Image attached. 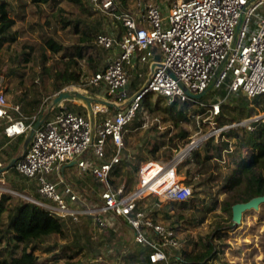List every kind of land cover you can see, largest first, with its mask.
<instances>
[{"label":"built area","instance_id":"2783aa9c","mask_svg":"<svg viewBox=\"0 0 264 264\" xmlns=\"http://www.w3.org/2000/svg\"><path fill=\"white\" fill-rule=\"evenodd\" d=\"M85 1L124 28L120 37L112 31L97 35L96 44L108 50L109 56L103 68L88 76L86 86L92 90H84L113 105L94 101L89 110L83 101L81 105L87 109L83 114L68 109V100L58 104L52 100L48 109L28 116L20 104L9 101L6 87L0 83V119L7 137L27 135L42 114L41 125L15 162L16 169L36 179L41 198L27 197L51 214L74 222L91 217L98 233L116 230L115 220L123 221L131 229L134 242L149 249L151 262L176 264L171 258L183 247L177 229L155 219L148 204L140 206L139 202L151 195L159 200L176 186L189 187L193 194L179 174L181 163L192 157V151L217 132L237 127L254 130L264 123L261 108L221 127L215 121L231 94L242 93L251 100L264 94V0H175L167 9L139 0L137 12L122 9L117 0ZM114 50L117 53L112 55ZM224 85L226 93L208 102L186 92L189 89L197 94ZM64 89L77 88L64 87L52 96ZM151 94L163 95L168 103L196 101L206 107L203 121L212 124V130H204L198 115L199 129L190 140L178 146L168 161L144 162L128 192L124 183L113 186L112 171L131 156L125 154V132L139 110H151ZM73 161L80 174H90L99 187L97 196L85 195V206L78 205L81 198L75 185L61 173L64 164ZM3 193L20 195L0 186V197Z\"/></svg>","mask_w":264,"mask_h":264},{"label":"trees","instance_id":"16d2710c","mask_svg":"<svg viewBox=\"0 0 264 264\" xmlns=\"http://www.w3.org/2000/svg\"><path fill=\"white\" fill-rule=\"evenodd\" d=\"M30 1L34 4H49L52 2H60L61 0ZM69 1L85 6V12L88 16L98 13L100 14V18L95 20L94 25L88 26L89 28L87 29H82L84 32L81 36L82 43L77 46L76 52H73L76 58H69L59 71L52 72V76L55 78L54 83L55 86H57V91L61 90L67 84H81L80 80L82 71L79 67L78 59L85 58L90 49L97 48L107 56L108 50L99 47L95 42L96 37L100 32L112 31L120 37L124 30L122 25L115 21L114 18L97 12L85 0ZM170 5H172V1ZM16 23V18L11 15L9 2L7 0H0V45L7 39L11 29ZM75 29L78 30V32L81 31L78 22L75 25ZM16 34V32L12 34L13 40L17 38ZM45 41L47 47L55 53L62 51L64 47L62 43L58 42L53 37H50ZM31 48L33 49V47ZM47 58L48 56L44 53V64L46 63ZM93 60L94 59H92V61ZM105 63L106 58L102 60V62L94 64V68H103L102 66H104ZM47 71L48 70L44 69L42 76H44ZM225 93L226 85L210 90L200 100L208 102L210 100H215L217 96L224 95ZM53 99L54 97H52V100ZM19 101H24L21 107L23 106L22 109L28 116H32L37 111L36 108L39 106V101L34 95L29 99L22 96L19 97L18 100H15L16 103H19ZM66 103L71 105L69 100ZM250 103L251 101L248 97L242 93L237 95L231 94L229 100L222 104L221 114L215 118L217 126L221 127L233 121H238L253 115L255 108L250 106ZM252 103L255 105L257 104L258 108L264 109V94L254 97ZM78 105V111H73L86 114L87 109L81 104ZM151 110L153 113L161 114L164 121H168L180 128L178 132L174 133V138L177 137L189 141L191 131L185 128V126L192 121L193 118H197L198 115L202 116L200 119L201 125L207 124V121H203V118L206 116V114H204L206 107L201 106L196 101L182 102L175 100L172 103H168L166 97L158 95ZM140 111L142 110H139L136 117L128 124L127 131L125 132L126 142H128V137L143 125L142 114ZM101 114L105 115L104 113ZM28 121L31 122L32 118ZM25 138L26 135L8 142L5 151L7 154L5 165L9 164L13 158L19 157V154L23 149ZM5 140L8 141L9 137L6 136ZM161 146L162 145L156 144L152 148H147V150L141 149L135 157L131 155L129 158H125L122 163L115 165L112 171L111 180L113 186L118 187L120 184L124 183L129 192L132 189V184H135L136 182H134V172L139 170L141 162H144L149 158L157 159V153ZM177 146L178 144H176V148H178ZM213 161H215V166L218 165L217 163L219 162L222 164L225 163L228 166V169L231 168L230 171H221L218 175L215 169H213ZM190 162L191 164L193 163L195 166H198L200 172H208L204 181L199 182L200 185L208 187L211 181H215L217 177L224 178L221 183V188H225L226 191L233 193V200L225 202V209L231 213L232 206L235 203L245 202L255 196L264 195V123L258 124L254 130L247 129L246 127L230 128L222 131L218 139H216L214 135L209 137L199 148L192 151ZM190 169L188 170V173H190ZM9 171L16 173L22 178L26 177L18 172L15 164L9 168ZM13 186L16 187L19 185L17 182L13 181ZM35 194L37 198H41L38 192ZM194 195L195 198H198L197 191H195ZM13 197L12 194L8 193H3L0 197V264H45V259H41L36 253L37 249H43L42 241L49 235L64 236L66 233L67 221L69 220L51 214L49 210L33 201H15ZM150 198H153L154 200L151 206H147V208L153 210L152 214L155 219H160V217H158L159 209L157 206H160L162 201H158L157 196L151 195L145 200L140 201L139 205L143 206L145 203L149 205L147 200H150ZM190 198L191 196L188 199ZM185 209L193 211L194 216L198 215V223L204 221L206 217L205 213L210 210L208 208H200L199 206L194 208L191 202L187 199L169 200V202L160 208V210L164 212L163 219L170 220L171 222L175 217L182 218L184 216L182 211ZM194 216H190L191 219H188L189 222L195 221ZM85 220L91 222L92 218L82 217L80 222H74L70 219L74 224H79ZM100 234L104 240H111L117 236V232L113 228L101 230L98 233V237H100ZM223 236L224 235L219 234V238H223ZM144 247V245L137 243V245L134 246V249H136V251L139 250L143 254L141 248ZM250 247L253 248L251 245ZM147 250L148 255L146 254L144 258L146 264H165L151 262L149 259V249L147 248ZM81 251H83V248H80V250L75 251L73 254H67L66 256L61 254L56 257V261L60 257H65V262L60 264H107L105 262H92L87 259H77ZM224 251V248L218 247V244L214 243L212 238H210L202 248L197 250H190L186 247L176 249L171 260L176 264H211L215 259L221 261L222 253ZM134 253L135 252L126 254L124 257L126 264L132 263L136 258ZM177 256H180L185 261L179 262ZM223 263L226 264L227 262Z\"/></svg>","mask_w":264,"mask_h":264},{"label":"rangeland","instance_id":"374dc122","mask_svg":"<svg viewBox=\"0 0 264 264\" xmlns=\"http://www.w3.org/2000/svg\"><path fill=\"white\" fill-rule=\"evenodd\" d=\"M7 1L10 5L11 15L16 18L17 23L11 29L7 39L0 45V83L7 87L9 99L13 103H16L15 100L19 99V94L26 99L34 95L40 103H38V109L36 108L37 111L34 113L37 114L39 111L50 107L52 97H54L52 95L57 91L52 72L59 71L69 58H76L73 52H76L77 46L82 43L81 36L84 33L82 29H87L89 28L88 26L94 25L95 20L100 18V14L96 13L88 16L85 12V6L69 0H61L60 2L49 4H34L30 0H20L19 4L16 0ZM117 1L120 7L125 10L137 12L141 8L139 0ZM171 1L173 3L175 0H142V4L143 2H155L167 9ZM77 22L81 29L79 32L75 29ZM14 32L17 33L15 40L12 39ZM50 37L63 44L62 51L55 53L47 47L45 40ZM44 53L48 56L46 65L43 62ZM108 56V52L106 56L97 48L90 49L85 58L78 59L79 67L82 71L81 84H67L64 87L77 88L83 92L85 89L92 90V88L86 86V80L97 69L94 68V64L102 62L105 58L107 61ZM92 59L94 60L92 61ZM44 69L48 71L42 76ZM156 98L157 95H150L149 99L152 107ZM249 100L251 101L250 106L255 108V113L259 108L257 104L252 103L253 100ZM82 102L81 100H72L70 101L71 105L66 103L67 108L78 111V104ZM140 112L143 125L128 137V142L125 141L127 146L125 154L131 153L135 157L141 149L147 150V148H152L159 144L162 146L157 153V159L162 161L170 160L177 153L176 144L180 146L186 141L177 137L174 138V133L178 132L180 128L168 121H164L161 114L153 113L150 109H143ZM206 123V125L202 124L204 130H212V124ZM185 128L191 131V135H194L199 129L197 118H193ZM214 136L218 139L220 134L217 132ZM24 150L23 147L19 155ZM150 159L153 158L148 160ZM190 160L191 158H187L181 163L179 174L192 187L193 196L191 194V198L187 200L191 202L194 208L199 206L200 208L210 209L205 213L204 221L198 223V215L194 216V212L190 211V209L182 211L184 216L182 218L175 217L172 222L163 219L164 212L160 208L172 199L164 200L157 207L159 209L158 217L177 229L183 247L197 250L202 248L206 241L212 238L213 242L218 244V247L224 248L222 260L215 259L211 264H224L223 262H227L226 264H264V203L258 210L251 209L246 211L242 222L234 224L232 212L230 213V211L225 209V202L233 200V193L221 188L224 178L217 177L215 181H211L208 187L200 185L199 182L204 181L208 172H200L199 167L193 163L191 164ZM144 162H141V165ZM217 164L215 166V161H213V169L218 175L221 171L228 172L231 169H228L225 163L219 162ZM189 169L190 173H188ZM138 171L134 172V182H137ZM8 175L10 176L7 177L8 183L6 186L20 193V195L13 197L15 201H30L28 197L37 198L35 194L37 193L35 178H22L14 172H10ZM28 180H31L33 185H29ZM13 181L17 182L19 186H13ZM195 191H197L198 198H195ZM153 200V198L147 200L148 206H151ZM190 216H194V222H189ZM124 234H121V237H124ZM219 234L224 235L223 238H219ZM56 237L49 235L43 242L52 243L55 240L60 242L58 238L62 236L58 235ZM47 255L43 253L42 257H47ZM45 261V264L56 263V260L54 262L50 258L45 259Z\"/></svg>","mask_w":264,"mask_h":264},{"label":"crops","instance_id":"0c3cea01","mask_svg":"<svg viewBox=\"0 0 264 264\" xmlns=\"http://www.w3.org/2000/svg\"><path fill=\"white\" fill-rule=\"evenodd\" d=\"M16 2L19 4L20 0H16ZM116 53H117L116 50H114L112 52V55ZM97 69H99V67ZM131 88L134 87L131 86ZM133 90L134 89H131V92ZM6 91H7V87H6ZM18 97H22V95L19 94ZM9 101L13 103L10 99ZM13 104L22 105L23 101H19V103H13ZM5 138L6 136L3 131L2 120L0 119V162L2 163V167L0 168V186L3 187H7L6 186L8 183L7 177L10 176L8 175L10 174L9 169L1 171V169L4 166L8 165V164L5 165V160L7 157L5 151L8 142H11L12 140L15 139V138L14 139L9 138V140L7 141L5 140ZM61 173L65 175V179L67 180V182H71L75 185L76 192L77 194H79L81 198V200L78 202V205L85 206V195H89L90 197H95L99 194V187L98 186L96 187L95 178L88 174L85 175V173L80 174L76 163L70 162L64 164ZM28 181H29V185L31 184L33 185L31 180ZM66 220H69L67 221V228L65 230L66 233L64 236L62 235V237L64 238L62 237H60L62 239L58 238L60 242L58 240H55L52 243L50 242L47 243L45 241L44 242L42 241L43 249H37L36 251V253L39 255L41 259L47 260V258H50V260H53L55 262V260L57 259L56 257L60 256L61 254L66 256L67 254H73L75 253V251L80 250V248H83V251L79 253L77 259H81V260L87 259L92 262L98 261V262H105L107 264H126L124 259L126 254L135 252L134 255L136 256V258L130 264H146L144 258L146 254L148 255L147 248L145 247L141 248L143 250V254L139 250L136 251V249H134V246L137 244L133 240L132 231L126 224H124L123 221L115 220L117 224L116 227L117 229L114 230L117 232V236H115L111 240H104L101 234L100 237H97L98 232L96 230V227L94 226L93 221L88 222L87 220H85L79 224L76 223L74 224L73 222L70 221V219H66ZM125 232L126 234H124ZM121 234H124L123 235L124 237H121ZM53 237L57 238L54 235ZM43 253L48 254L47 257L43 258L42 257ZM83 253L84 255H82ZM65 260H66L65 257H60L56 261V263L60 264L65 262Z\"/></svg>","mask_w":264,"mask_h":264},{"label":"water","instance_id":"95a60500","mask_svg":"<svg viewBox=\"0 0 264 264\" xmlns=\"http://www.w3.org/2000/svg\"><path fill=\"white\" fill-rule=\"evenodd\" d=\"M186 92L193 98L200 99L208 92V90H204L197 94L192 93L189 89H187ZM75 99L84 101L88 105L89 110H92V105L94 101H103L105 103L112 104L111 102H107L106 100L96 99L95 97L87 95L85 92L78 90V89H64L60 91L54 97L53 104H58L59 102L63 100H75ZM41 122H42V114H40L39 118L34 122L33 126L31 127L28 134L26 135L24 145H23L25 150L29 146L35 134V131L41 125ZM17 159L18 157L13 158L7 166H4L1 169V171L8 170L10 167H12L15 164ZM72 163H75V161ZM263 203H264V195L255 196L245 202L235 203L232 206V220L234 224H240L243 220V216L246 211L251 210V209L258 210Z\"/></svg>","mask_w":264,"mask_h":264},{"label":"bare ground","instance_id":"6f19581e","mask_svg":"<svg viewBox=\"0 0 264 264\" xmlns=\"http://www.w3.org/2000/svg\"><path fill=\"white\" fill-rule=\"evenodd\" d=\"M191 188L186 187L183 188L181 186H176L171 190L169 194H166L160 198V200L163 202L164 200L167 199H181V200H186L188 199L191 195Z\"/></svg>","mask_w":264,"mask_h":264}]
</instances>
